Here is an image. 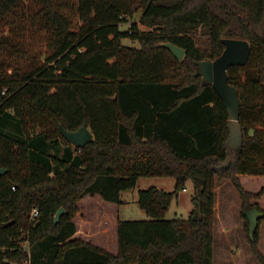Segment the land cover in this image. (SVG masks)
Here are the masks:
<instances>
[{"label":"trees","instance_id":"trees-1","mask_svg":"<svg viewBox=\"0 0 264 264\" xmlns=\"http://www.w3.org/2000/svg\"><path fill=\"white\" fill-rule=\"evenodd\" d=\"M138 9L146 31L130 23ZM223 39L247 41L250 56L227 71L240 143L218 170L230 158V122L197 73L221 55ZM161 43L183 49V59ZM83 124L93 141L75 148L59 127ZM0 168L1 264H213L222 180L238 194L248 245L264 264V218L249 236L245 215L264 214V187L247 191L239 180L264 178V0H0ZM140 177L171 178L173 191H138L148 220L117 219L116 255L72 238L86 196L120 205ZM188 182L189 216L165 220Z\"/></svg>","mask_w":264,"mask_h":264},{"label":"rangeland","instance_id":"rangeland-1","mask_svg":"<svg viewBox=\"0 0 264 264\" xmlns=\"http://www.w3.org/2000/svg\"><path fill=\"white\" fill-rule=\"evenodd\" d=\"M140 13L141 9L136 10L133 18L130 23H136L139 30L146 31L144 25L140 24ZM129 27V23L125 25H120V29L122 31H127ZM121 43L125 46H130L134 48H138V43L135 40L130 38H126L121 40ZM196 43L199 47H206V42L204 39L200 37H196ZM240 142V134L239 130L236 127H230V138H229V147L230 150H236L237 146ZM226 181V180H222ZM253 186H258L263 183L258 180H253ZM258 181V182H255ZM220 182V181H219ZM228 182V181H227ZM230 184V183H229ZM231 191L233 194L229 196L230 206L223 210L220 205L215 203V238L213 245V253H214V261L213 264H260L256 261L255 257L252 255L250 247L247 242L246 233L243 225V221L239 215V208H236L235 195L238 197V205L240 206L239 196L232 185L230 184ZM148 188H155L158 190H163L166 192L173 191V179L171 178H158V177H140L134 188L124 191L121 193V204L116 205L113 203H108L103 201L101 198V202L96 201L95 197L90 198L85 202L78 204L79 213H84L87 211V207H90V218L93 220L94 218L98 219L100 222L103 220L104 222H100L101 224H105V227L101 232H93L92 234L95 236L103 235L107 240L110 237L111 226L117 223V219L120 220H130V221H143L148 220V217L144 213V211L137 204V195L138 191L146 190ZM263 188V187H262ZM261 188L256 191L258 192ZM193 186L190 182H188L185 186L184 190H179L177 192V197L174 198L171 204L168 207L167 212L165 213V220H174V219H186L191 210L192 205L190 203V199L193 196ZM264 198V196H263ZM259 204L260 208H264L263 204ZM111 209V212L109 210ZM114 209V211L112 210ZM118 218H117V217ZM224 221L228 223L225 227L222 224L223 218ZM117 218V219H116ZM224 228V229H223ZM259 235L260 242L258 243L259 250L261 251L264 257V221L259 225ZM262 235V240H261ZM112 247V246H111Z\"/></svg>","mask_w":264,"mask_h":264},{"label":"water","instance_id":"water-1","mask_svg":"<svg viewBox=\"0 0 264 264\" xmlns=\"http://www.w3.org/2000/svg\"><path fill=\"white\" fill-rule=\"evenodd\" d=\"M224 50L221 55L213 61H202L198 63L197 73L202 80V85H211L218 97L224 103L228 114L230 127H237L239 120L240 102L238 93L234 87L229 85L227 71L230 67L244 66L250 56V45L245 40L223 39ZM159 47L166 48L178 60L184 56L183 49L171 44L161 43ZM62 137L73 147L83 148L93 141V137L86 124H83L77 131L69 132L59 127ZM240 143V142H239ZM5 169L0 168V176ZM64 210L60 208L54 215V224L58 222ZM248 222V234L252 236L258 227V220L264 218V214L257 209L246 212Z\"/></svg>","mask_w":264,"mask_h":264},{"label":"crops","instance_id":"crops-1","mask_svg":"<svg viewBox=\"0 0 264 264\" xmlns=\"http://www.w3.org/2000/svg\"><path fill=\"white\" fill-rule=\"evenodd\" d=\"M235 157H236V150H232V151L230 150L229 160L224 165L218 167V170H222V169L230 166ZM254 179L261 181L263 183L254 187L253 186V183H254L253 180ZM239 180L242 183L243 188L247 191L253 192V191L258 190L259 188L264 187V178H250L247 176H239ZM258 181H255V182H258ZM234 193L236 194V192H234ZM231 194H233V193L231 191V187H230L229 182H227V181L217 182L216 189H215V203L220 205L223 210H225L226 208H228L230 206L231 201L229 200V196ZM92 197H95L96 201L101 202V199L99 196L88 195L80 203L85 202L87 200H90V198H92ZM235 201H236V203H235L236 208L237 207L240 208V206L238 205V197L236 195H235ZM80 208L81 207H79V210H81ZM89 209H91V208L87 207V211H85L84 213L80 212L77 215V217L75 218L74 223L76 225L77 230H76V233L74 234V236L72 238H78V239H81L83 241L90 242L92 245L100 247V248L106 250L107 252H109L113 255H116L117 254L116 223L114 224V226L112 225L110 227L112 231L110 233V237H108L107 240L105 239V236H103V235H99V236L95 235L94 236L92 233L96 232V231L101 232L103 230V228L105 227V224H101L102 222H104L103 220L100 221L101 223L96 218L91 220V218H90L91 214H90ZM112 210L114 211V209H112ZM109 211L111 212V209ZM222 218L224 221V217H222ZM222 224H224L225 227L228 225V223L225 221ZM261 240H262V235H261Z\"/></svg>","mask_w":264,"mask_h":264},{"label":"built area","instance_id":"built-area-1","mask_svg":"<svg viewBox=\"0 0 264 264\" xmlns=\"http://www.w3.org/2000/svg\"><path fill=\"white\" fill-rule=\"evenodd\" d=\"M38 217V211H37V209H33L31 212H30V221L31 220H34L35 218H37ZM0 264H1V261H0ZM26 264H28V263H26Z\"/></svg>","mask_w":264,"mask_h":264}]
</instances>
